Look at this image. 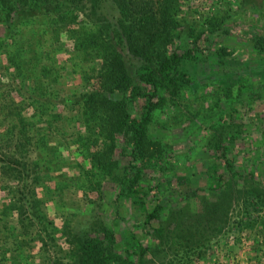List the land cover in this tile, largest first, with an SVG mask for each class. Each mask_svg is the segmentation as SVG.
<instances>
[{
	"label": "trees",
	"instance_id": "obj_1",
	"mask_svg": "<svg viewBox=\"0 0 264 264\" xmlns=\"http://www.w3.org/2000/svg\"><path fill=\"white\" fill-rule=\"evenodd\" d=\"M261 18L264 0H0V264H264V124L247 115L264 101ZM45 42L85 65L66 98ZM201 108L208 132L166 169L154 115ZM58 137L76 172L57 180ZM65 183L94 194L83 225L57 210Z\"/></svg>",
	"mask_w": 264,
	"mask_h": 264
},
{
	"label": "rangeland",
	"instance_id": "obj_2",
	"mask_svg": "<svg viewBox=\"0 0 264 264\" xmlns=\"http://www.w3.org/2000/svg\"><path fill=\"white\" fill-rule=\"evenodd\" d=\"M207 1V0H205ZM256 1H260V0H256ZM205 4H202V6H204ZM242 15H240L241 17L244 16V20L245 19H249L252 16V13H246L245 11H243L241 13ZM255 15V14H254ZM253 15V16H254ZM261 20L264 22V18H261ZM23 32V31H22ZM25 36H27L28 34L31 36V27L29 26L28 28H26V30L23 32ZM50 34L45 33L44 34V38H47ZM32 38V37H31ZM43 47L44 49L47 51L48 55H56L58 57V64H55L54 60L52 61L53 65H59V66H64L63 70L59 71V75L60 76L58 78L57 83L54 86H51L50 89H54V90H58V92L60 93L61 96H63L64 98H66V96H68V94L70 95L73 91L75 92V90L77 89L76 83L78 82V75L77 73H74V71H71L70 68H75L74 70H79V69H83L85 67V65L82 62H79L77 57H73L71 61H65L67 55L69 54L67 52V50H65L64 52H60L57 54L56 50H57V46L56 45H47V42L43 43ZM56 52V53H55ZM51 56V57H52ZM54 58V57H52ZM124 58L127 61V63L129 64V66L132 68L135 63L136 60L130 56H128V54L126 52H124ZM50 61V60H49ZM65 61V62H64ZM77 62V63H76ZM76 63V64H74ZM2 59L0 58V80H2L1 83L0 82V86L5 84L4 83V76H3V72L2 71ZM202 68V66H197V75L199 76V78H202L203 76L200 73V69ZM52 73V72H51ZM51 75V74H50ZM3 89L0 88V92ZM209 90V88L207 89ZM206 90V91H207ZM263 98V97H262ZM245 101H242V104ZM0 104L2 105V101L0 102ZM237 105V103H236ZM2 109V108H1ZM202 112V108L200 109V111L198 112V114L193 117L192 119L187 120H180V118L177 119V117H174L171 113L168 112V110L162 109L158 112H156V114L153 117V126H152V136L159 138V140L161 141V144L163 146V149L166 152V155L169 156V158L171 159L169 162H167V164H165V167H167L166 169H169L172 164H174L175 162H179L182 161L180 164L184 163L183 160L185 158V152L183 151V149L185 148V146L187 144H190V142L192 143L194 140L197 142H199L202 137L204 136L205 133L208 132V125L207 122H205V116L204 115H200L199 113ZM3 114V115H2ZM249 114V115H248ZM247 115L254 119V120H258L257 122H260V124H264V101L263 100H259L256 99L254 100V102L251 104V109L249 110V112L247 113ZM11 115L8 112H4V110H0V139L2 138V129L8 127L10 125V117ZM249 118V119H250ZM256 118V119H255ZM36 117H33V120H35ZM247 123V122H245ZM252 125V126H251ZM255 125H257L255 123ZM254 126V122H250V126H248V133H247V138L251 139L252 142L256 145L259 143V141L261 142L263 139L260 138V135L258 134L259 132V128L258 126ZM34 133V132H33ZM57 136H59L58 134H56ZM10 136V135H9ZM7 136V138L9 137ZM34 135H32V138ZM60 142V145H56V151L52 152V157L53 159L55 157L56 158V167H57V173H59V175L57 176V180L61 179L64 174L67 175H71L74 174L76 172V167L73 168L71 166L68 165H72L75 161V153L73 151H70V147H68V139L62 138V137H58L56 139V143ZM64 144L65 146H61V144ZM192 152H189V154H192ZM31 156L35 154V152L30 153ZM164 163V162H163ZM178 166V165H177ZM176 166V167H177ZM180 166V165H179ZM195 166L197 168H199V163L197 162V164H195ZM181 171V170H180ZM66 177V176H64ZM63 177V179H64ZM43 192H47V190H40ZM48 191L54 192L52 189H49ZM58 192V193H57ZM56 192L55 198H62V201H65V207H63L64 210L61 209H57L59 211H63V212H73V223L75 224L74 227H77L78 225H83L88 221V207L90 205V200L94 198V194L93 193H86L85 196H83V194L79 191L76 190L75 186L70 185L68 183L63 184V186L60 188L59 191ZM152 193V191L150 192ZM1 196V195H0ZM90 198V199H89ZM50 208L48 209H52L51 204ZM68 205V206H67ZM100 210V209H99ZM128 211V207H125L123 209L120 208V213H125L124 218H127V221H120L119 219L118 222L119 223H124L126 224V222H128L129 220V215L126 213ZM76 213V214H75ZM108 218H110V216L108 215ZM5 219V218H3ZM6 223H11L12 221L15 223V218L11 217L10 219H5ZM55 222L58 223L60 221L59 217H55ZM16 224V223H15ZM48 249H50V255H52V249L50 248L49 245ZM47 252L49 253V251L47 250ZM244 255H242V259L244 260ZM23 260V262H22ZM40 258H38V256H36L35 254L32 255L31 257H27V259H20V263L21 264H41L40 263Z\"/></svg>",
	"mask_w": 264,
	"mask_h": 264
}]
</instances>
